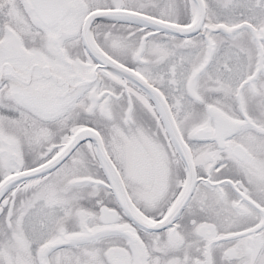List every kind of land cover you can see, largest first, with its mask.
I'll return each instance as SVG.
<instances>
[{"label":"snow or ice","instance_id":"1","mask_svg":"<svg viewBox=\"0 0 264 264\" xmlns=\"http://www.w3.org/2000/svg\"><path fill=\"white\" fill-rule=\"evenodd\" d=\"M0 264H264V0H0Z\"/></svg>","mask_w":264,"mask_h":264}]
</instances>
